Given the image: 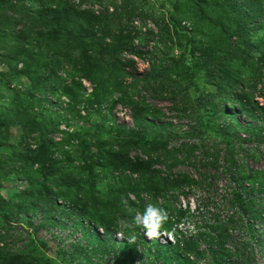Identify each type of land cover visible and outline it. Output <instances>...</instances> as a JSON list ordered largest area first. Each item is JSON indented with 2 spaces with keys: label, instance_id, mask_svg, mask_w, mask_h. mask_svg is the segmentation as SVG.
I'll return each mask as SVG.
<instances>
[{
  "label": "rangeland",
  "instance_id": "374dc122",
  "mask_svg": "<svg viewBox=\"0 0 264 264\" xmlns=\"http://www.w3.org/2000/svg\"><path fill=\"white\" fill-rule=\"evenodd\" d=\"M7 1L0 0V29L2 30L6 19L12 20V23L5 28L3 38L9 37L6 32L10 28L12 31L9 33L16 34L23 25L34 33L36 30L40 31L39 22L33 20L34 16L28 19L17 6L3 12L4 7H9ZM70 4H75L80 11L90 16L95 34L106 37L104 43L110 41L107 38L109 35L113 36L106 55L118 51L116 48L119 46L114 45L115 43L124 44L126 47L122 46L119 50L124 69L139 80L145 74L149 77L146 83L135 84L133 78H128L125 84L116 86V91L110 92V88L102 92L108 96V102L107 106L102 107L101 116L96 117L90 115L93 109L86 110L88 106L82 103L85 93L81 89L74 100L76 117L70 120L74 109L67 99L70 89L66 94L60 89L58 98L48 99L51 104H58L50 111L53 121L58 125V130L52 136L58 141L62 136L80 134L77 138L81 144L76 149L55 146L52 150H57L74 164L78 162L79 166L86 163L91 159V153H97V148H92L82 135V129L87 125L95 126L97 130L109 127L112 123L129 128L140 126L151 139L156 134L173 135L171 139H167V151H177L172 153L176 163L170 166L172 160L168 159L161 164L166 153L161 152L164 150L156 151L157 142L151 140L147 146H151L156 152L153 153L152 160L159 156L150 170L160 172L162 178L168 176L176 182L189 178L190 181L182 183L187 195L178 199L183 209L188 208L190 215L194 212L197 218L195 208L201 199L214 209L215 206L212 205L216 204L223 193L229 196V191L226 190L235 184H240L241 190L237 193L246 205L241 218L234 215L229 219L232 224H223L222 221L232 214L229 206L222 214L214 212L218 223L212 227L210 235L200 234L194 237L193 241L198 244L196 250H215L219 248L218 243L226 242L218 250L231 252L230 261L236 263L239 259L233 254L235 249L243 250L256 241L264 246V21L261 30L255 29L254 33L243 36L244 49L237 50L231 42H234V36L243 32L238 29L240 21L233 19L220 5H215L213 0H72ZM24 5L26 7V3ZM46 33L42 32V35ZM36 41L45 47L52 42L49 38L38 40V37ZM10 42L11 40L8 42L11 45L13 42ZM5 45L0 46V54H4ZM249 47L256 48L253 60L248 56ZM60 50L64 51L61 47ZM9 52L10 50H6L7 55ZM42 56L53 64L60 60L52 56L51 52H43L40 57ZM0 61L3 62L2 59ZM209 61L221 64L219 70L226 79L219 81L220 75L213 79ZM3 63H0V142L4 145L0 146V155L12 151V147L26 134L29 128L15 120V117L22 112V105L34 107V99L28 93L37 96V84L29 81V76L22 72L25 65L20 61L9 63L10 65ZM97 67L100 69L101 66ZM163 68L168 69L165 74L160 73ZM17 69L19 73L15 72ZM71 69L66 64L61 69L53 67L51 85L69 88L71 85H79L77 81H71L69 76L72 73L68 75ZM79 82L88 95L91 85L83 80ZM224 82L234 88L231 86L230 89ZM125 94L128 103L138 107L137 110H143L141 114L137 113L136 126L134 113L123 100ZM221 106L226 107L229 116L220 117L217 114ZM37 109L33 108V111ZM148 122L150 124L146 126ZM63 132L68 134L64 135ZM101 134V138L109 143L105 147L118 151L121 143L111 140L114 136L110 130L104 128ZM175 135L178 137L175 138ZM198 135L204 140L205 149L179 151L183 144L193 145ZM224 141L231 144L227 145ZM134 147L136 145H129L120 150L117 161L124 152L134 162L137 157L145 158L140 150L142 146ZM156 148L159 149L158 146ZM213 151L218 152V169L199 167L202 158L206 162H212L210 156L203 154H212ZM45 153L38 155L43 156ZM82 156L87 158L86 161ZM223 167L228 170L226 175H223ZM111 168L108 163L104 164V168L92 167L93 181L81 177L82 182L77 181L70 186V191L76 195L73 198L67 196L65 191L63 194H53L60 190L59 187L47 184L52 188L53 200L45 202L44 195L42 199L31 194L21 196L20 192L28 190V180L21 172L5 175L0 165V258L3 256L0 264H22L24 260H21L25 258V264H128L126 260L128 254L132 256L131 252L135 254L133 259L139 257L145 250L140 242L142 237L147 241L150 239L137 226L131 237H125L118 229L113 228L117 219L132 226L138 207L142 212L149 203L168 213L169 199L161 186L153 185L156 178L151 173L131 176V184H137L138 189L129 197L124 196L127 188L122 194L111 196L114 175ZM118 172L128 175L126 171ZM30 175L34 177L32 173ZM96 175H100L102 180L95 181ZM79 183L80 189H76ZM204 186L209 189L208 192L202 190ZM40 188L42 191L41 183L39 191ZM190 189L192 193L188 192ZM173 192L174 189L169 194ZM246 193L250 195L247 196ZM128 201L134 203L130 208L133 215L128 217L118 213L115 220L111 214H106V208L111 202L127 204ZM57 206L60 211L55 210ZM186 219L181 221H185L184 225L179 226L185 230L189 228ZM247 219L255 227L254 240H249V233L246 232ZM164 226L159 238L157 237L160 243H164L166 239L171 242L186 239L187 236L183 238L175 225L167 222ZM121 241L133 242V249L117 248L116 242ZM255 246L257 247L253 248L251 245V252H246L248 260L243 259L241 264H264V249ZM118 250L123 254L122 258L118 257ZM22 252L23 258H16ZM206 260L201 259L195 264H209Z\"/></svg>",
  "mask_w": 264,
  "mask_h": 264
},
{
  "label": "trees",
  "instance_id": "16d2710c",
  "mask_svg": "<svg viewBox=\"0 0 264 264\" xmlns=\"http://www.w3.org/2000/svg\"><path fill=\"white\" fill-rule=\"evenodd\" d=\"M71 1L72 0H8L6 3L9 7H4L2 10L3 12L8 11L9 8L13 9L14 6H17L19 11H22V13L27 16L28 19H31V17L34 16L33 20L38 21V25H40L41 28L40 31L36 30L34 33L30 30V28H27L26 25H23V27H21L20 30L16 32V34L12 32L10 34L9 32L12 31L10 28L9 32H6V34L8 33L9 37L3 38L5 28L7 29L12 23V20L9 21V19H6L4 25L1 27L2 30L0 29V46L8 44L5 45L4 54H0V59H2L3 62H7V64L12 62L19 63L20 61L26 67L22 69L23 74L29 76V81H34V83L37 84L35 85L37 96H35V94H27L34 99V107L30 106L29 108V106L26 107L22 105V112L18 117H15V120L21 124H24L29 129L27 130L26 134L19 139L18 143L12 147V151L0 155L1 170L4 171L5 175L12 172H21V175L29 182L28 190L20 192V195L25 196L27 194H31L35 197L39 196L41 199L44 195L46 196L45 202H47L49 200H53L51 197V185L57 186L59 187L58 189H60L53 194H63L65 191L68 193L67 196H71V198H73L76 195L70 191V186L77 181L82 182L81 177H87L93 181V174H91L92 167L95 166L104 168V164L108 163L112 167L111 170L114 173L110 188L112 189L111 196L115 194L120 195L125 191V188H127L124 196L129 197L133 191L138 189L137 184L134 186L131 184V176L133 174L143 173V175H150L151 173L154 175L156 181L153 183V185L155 186L158 184L161 186L166 197L169 199V219L167 222L175 225L176 229H178V233L183 238L187 236L183 241H177L175 239L176 242H171L166 239L164 243H160L157 238H152L150 241H147L144 237H142V241L140 242L143 246H145L144 252L136 259H133L135 255L133 252H131L133 257L128 254L126 260L128 264H195L201 259H207L206 261L209 264H241V261H244L243 259L248 260L246 252L249 250L251 252V245L253 248L257 247L255 245H258L261 250H263L264 246L258 243V241L255 243L249 241L252 243H248V248L244 247L243 250L235 249L233 254L237 256L236 259H239V261L236 263L230 261L231 256L229 253L231 252L218 250L220 247L225 246L227 244L226 242L218 243L219 248L215 250L210 249L203 252H198L196 250L198 244L197 241H193L194 237L199 236L200 234H204L206 236L210 235L213 231L212 227L218 223L217 218L214 216V212L219 211L218 213L222 214L225 212L227 206H229L232 209V214L226 219L223 217V219H221L223 224H232V221L229 219L234 215H237L241 218L242 213H244L243 208L245 202L244 199L240 198L239 193H237L241 190V187H239L240 184H235V186L226 190L229 191V196L226 194L224 195L223 193V195L220 196V199L215 202L216 204L212 205L215 206L214 209L206 205L204 199H201L197 204V208H195L198 215L197 218L195 217L194 212L190 215V210L188 208L183 209L178 202V199L179 197H185L187 195V193L183 191L185 187H183L182 183L190 181L189 178H183L180 182H176V180L170 179L168 176L162 178L160 176V172H151L150 170L152 163H155L156 159H158L157 157L159 156L158 155L155 160H152L153 153L156 152L153 151L154 148L147 146L151 140L153 142H157L156 146H158L159 149L155 146L156 151L164 150L161 152L166 153V156L164 159H162L163 162L161 164H164L165 160L168 159L172 160L170 166L176 163V159L173 154H175L177 151H167V139H171L173 135L162 134L160 136L156 134L154 139H151L145 132H143L144 129H141L140 126H137L136 128H129L123 125L112 123L109 127H103L108 128L111 132V135L113 134L114 137L111 138V140H116L121 143V146H118V151H113L108 150L107 147H105L109 143L101 138L103 136L101 133L103 132L104 128L102 130H97L95 126L92 127V125H87L82 129V135L85 136V141H87L92 148H97V153H91V159L86 163L79 166L78 162L74 164L72 160H69V158L60 155L57 150H52V147L55 146H61L59 148L71 147L76 149L81 144L78 143L79 139L77 138L80 136V134H70L71 136L65 137L62 136L58 141H56L52 136L58 130V125H56L53 121L52 113L50 111L53 106H57L58 104H51L48 99L54 97L58 98L60 89H63L64 94L68 93L67 91L70 89L69 93L67 94V99L74 108L71 112L72 117H70V120L76 117L77 111H75L74 100L81 89H83L85 93V98L82 103L84 102L85 105L88 106L86 110L90 111V109H93L92 112H90V115L96 117L101 116V109L103 106H107L106 104L108 102V96L102 94V92L107 91L110 88V92L116 91V86L125 84L126 79L128 78H133V84H135L136 82L146 83L149 77L148 74H145L139 80L138 78L134 77L133 73L131 74L124 69L122 62L123 60L119 58V53L121 52L119 50H121L120 48H122V46H125L124 44H119L120 42L115 43L114 45L119 46L116 48L118 51L113 49L116 51L115 53L106 55V50L111 47L109 43L112 42L113 36L109 35L107 38H109L110 41L104 43L103 40L105 41L106 37H100L95 34V27L92 26L94 24L90 22V16L87 13L80 11L79 7L75 6V4H70ZM24 2L26 3V7ZM213 2L215 5H220L222 9L224 8L228 15H232L233 19L240 21L238 29L243 32H240L237 34V36H234V42H231L237 48V50L245 46V43H242L244 40L243 36L247 37V35L254 33L255 29H262L261 26L264 25V23L262 25V22L264 21V0H213ZM28 13H30V16ZM42 32L47 33L42 35ZM37 37L38 40L43 38L45 40L49 38V40L52 41V45L51 43L49 45L45 43L47 45L45 47V45L42 46L38 44V41H36ZM10 40L13 42L11 45L8 43ZM60 47L64 49L63 52H61ZM6 50H10L8 55L6 54ZM55 51H57L56 54ZM248 51L250 52L248 56L253 60L256 56V48L249 47ZM43 52L44 54L46 52H51L52 56H55L57 60H60L55 61L53 64L52 61L45 60V57H40ZM23 58L25 59L24 61ZM3 62L0 61V63ZM63 64L70 65L72 67L68 75L72 73V75L69 76L71 81H77L79 85H71L70 88L68 86L60 87L57 85H51L53 84L51 83L52 68L54 67L61 69ZM209 64L212 66L210 67L211 70L213 69V72L211 73L213 79L217 78L218 75H220L219 81H223L222 78L226 79L225 77H222V72L219 70L221 64L211 61H209ZM48 65L52 66V68H49ZM99 65L101 66L100 69L97 67ZM167 71V68H163L160 73L165 74ZM15 72L17 73L18 69L17 71L15 70ZM15 72L13 74H15ZM33 78L35 80H33ZM79 80L86 81L91 85V92H89L88 95H86V89L79 82ZM224 85H228L230 89L232 87L234 88L233 85H231V87L230 84H225V82ZM128 88H130L129 85ZM125 96L126 94L124 95L123 100H125V104H128V106L132 109L134 113L133 120L136 126L138 120L137 113L141 114L143 110H137L138 107L132 106L130 103H128ZM33 108L38 109L33 111ZM215 111L217 110L215 109ZM217 114L220 117L225 115L229 116V111H227L225 106H221L220 111H218ZM140 119L143 120V118ZM149 124V122L146 123V126H149ZM79 130V132H81V129ZM196 133H198L197 130ZM63 134L67 135L68 133L63 132ZM177 137L178 136L175 135V138ZM224 143L227 145L231 144L227 143L226 141H224ZM3 145L4 144L0 142V146ZM129 145H136L134 148H139V146H142L140 150H142V156H145V158L137 157L136 161L134 162L131 161L124 152V154H122L120 159L117 161L119 151L123 150ZM33 146L35 147L34 149L32 148ZM203 149H205L204 140H202V137L198 135L196 136V140L193 145L183 144L179 151H202ZM41 152L46 153L43 156H39L38 153ZM203 155L206 157L210 156L212 158V162H206L202 158V161H199L201 163L199 167H211L217 170L219 167L218 152L213 151L212 154H208L207 152ZM82 158H84L83 160L85 161L87 159L84 156H82ZM118 170L122 172L126 171L128 172V175L127 173L120 174ZM222 172L223 175L228 173L226 167H223ZM31 173L34 175V177H31ZM77 175L80 177L78 178ZM98 179L102 180L100 175H96L95 181ZM40 183L43 186L42 191L41 188L40 191L38 189ZM233 183H235V181ZM79 185L81 184L79 183L76 189H80ZM205 188L207 187L204 186L202 190H206L208 192L209 189ZM172 189H174V192L169 194ZM191 189L188 190L189 193L193 192ZM246 194L247 196L250 195L249 193ZM47 197H49V199H47ZM112 201L114 200L112 199ZM132 204L134 205V203L129 201L127 204L111 202L106 208V214H111L115 220V216L118 213L125 214V216L129 217L130 215H133V212L130 209ZM139 207L137 211L140 210ZM55 210L60 211L59 206H57ZM185 218H187L186 220L188 222H186V224L189 227L186 230L182 227H179L180 225H184L183 222L185 221H181ZM248 220L249 219L246 221L245 229L246 232L249 233V240H254L255 227ZM117 222L120 223V225H118ZM117 222L113 228L118 229L125 237H131L136 225L130 223L133 225L130 226L128 224L127 226H123L121 225L119 219H117ZM163 229H165V226ZM133 246L134 244L131 241L116 242V247H121V249L125 248L128 250V247L133 249ZM116 252L119 254L118 257H123V254L120 252V250ZM21 256H24L23 252L22 254H17L16 258H23ZM151 256H153V258ZM2 257L0 258V261H2ZM25 259L21 260H24L22 264L26 263ZM251 260H253L252 257ZM118 262H120V260H118ZM249 264H252V262Z\"/></svg>",
  "mask_w": 264,
  "mask_h": 264
},
{
  "label": "clouds",
  "instance_id": "9594fccd",
  "mask_svg": "<svg viewBox=\"0 0 264 264\" xmlns=\"http://www.w3.org/2000/svg\"><path fill=\"white\" fill-rule=\"evenodd\" d=\"M169 217L165 209L156 206L155 204H147L142 212L137 211L133 223L144 230V235L149 238H157ZM121 224L127 226L126 221H121Z\"/></svg>",
  "mask_w": 264,
  "mask_h": 264
}]
</instances>
